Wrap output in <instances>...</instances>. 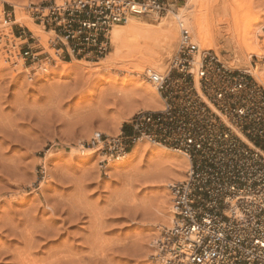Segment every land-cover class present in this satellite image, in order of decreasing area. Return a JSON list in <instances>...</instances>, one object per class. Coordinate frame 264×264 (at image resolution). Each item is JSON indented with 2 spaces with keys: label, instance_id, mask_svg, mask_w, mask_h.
I'll list each match as a JSON object with an SVG mask.
<instances>
[{
  "label": "rangeland",
  "instance_id": "374dc122",
  "mask_svg": "<svg viewBox=\"0 0 264 264\" xmlns=\"http://www.w3.org/2000/svg\"><path fill=\"white\" fill-rule=\"evenodd\" d=\"M38 1L0 0V264H20L21 260L25 264H156L152 256L155 240L172 220L160 223V217L166 216L157 213L169 175L152 170L165 162L152 155H133L123 164L110 165L112 158H104L97 149L89 156L80 152L92 148L87 141L94 132L116 135L124 131L133 112L126 114L124 107L116 104L119 97L107 91L131 85L136 73L123 67L148 58L109 60L113 51L110 42L106 54L96 60H60L47 48L52 32L33 26V35L53 60H45L44 55L34 61L24 59V40L17 38L23 28L15 25L12 33L9 25L2 29L1 21L14 7L22 25L31 24L20 6ZM215 1H204L213 8L210 15L222 34L219 38L214 35L220 48L212 50L232 68L252 70L255 56L264 54L248 53L237 39L246 29L258 46H264V0L236 1L247 12L240 33H234L238 38L228 35L227 29L240 7L234 6V1L230 7L231 0H217V5ZM186 2L181 0L175 11L159 17L137 18L155 26L156 31L175 32L170 51L157 50L164 56L162 71L177 46V16L197 40L192 20L182 11ZM198 6L195 2L189 9L192 14ZM219 19L229 22L222 24ZM162 20L164 25L156 27ZM226 37L233 47L225 45ZM146 64L143 76L147 79ZM77 70L88 71L85 82H78ZM169 204L170 212L171 201Z\"/></svg>",
  "mask_w": 264,
  "mask_h": 264
},
{
  "label": "built area",
  "instance_id": "2783aa9c",
  "mask_svg": "<svg viewBox=\"0 0 264 264\" xmlns=\"http://www.w3.org/2000/svg\"><path fill=\"white\" fill-rule=\"evenodd\" d=\"M180 2L41 0L20 10L52 32L47 48L58 59L96 60L110 46L113 25L159 17ZM15 20L12 7L1 24L23 28L17 36L24 40L22 57L53 60L39 38ZM177 20L179 37L167 68L145 71L160 107L135 110L124 131L94 132L87 145L115 158L143 141L188 160L184 178L167 186L173 219L155 240L156 264H264V77L254 74L264 56H255L252 70L232 68L214 50L201 48Z\"/></svg>",
  "mask_w": 264,
  "mask_h": 264
},
{
  "label": "bare ground",
  "instance_id": "6f19581e",
  "mask_svg": "<svg viewBox=\"0 0 264 264\" xmlns=\"http://www.w3.org/2000/svg\"><path fill=\"white\" fill-rule=\"evenodd\" d=\"M204 1L205 0H187L182 11H183V14L185 15L184 17H186L187 20L188 19L192 20L191 24L196 29V31H195L196 37H197L196 41H198L200 47L218 50L220 48V46H218L214 42V39H215L214 35H216L218 38L221 37L222 36L221 29L219 27H216L213 23L214 21L212 20V17H211L212 15H210L212 13L211 11L213 8L210 9L208 4L206 5ZM232 1H234V3H237V4H233V5L234 6L237 5L236 7H240V9L236 8V10L238 12L236 11L232 15V17H231L232 22H231V25L228 26L227 32H228V35L230 34L232 36V34H233L236 36V38H238L236 34L240 33L241 21L242 22L244 21L243 18L244 19L246 18L245 14H247V12L242 11L243 5L241 3L238 5V2H236L237 0H231V2L229 3L230 7L233 3ZM195 2H198L199 6H198L197 10H195V13L192 14V10H189V9H191V7L194 5ZM218 3L219 2L216 0L215 4L217 5ZM229 5H228V7H229ZM234 6H232V7H234ZM234 11H235V9H234ZM221 19H219L221 23L226 22V21H223ZM27 20H26V22H27ZM219 20H218V22L216 21L217 24L220 23ZM202 21L204 22L203 26H201ZM227 21L229 22V20H227ZM15 22L16 23L21 22V24H23L21 18L17 17V16H16ZM228 22H226V23H228ZM164 23L165 22L162 20L157 24L156 27L164 25ZM24 25L28 26L30 28V30H32V31L34 30L33 32L36 31L33 27L35 25H33L32 23L31 24L24 23ZM219 26H220V24H219ZM35 27H37V26H35ZM154 27H152V25H150L148 23L140 21L137 18H130L124 25H121V24L113 25L111 30L109 31L110 42H111V45L113 47V51L111 53V58H109V60H115V59L116 60H127V59H131L135 56H140V55L148 58V59L142 58L143 61L138 62L139 64H137L136 66L130 65V67H123V70H127V71L132 70L136 73L135 79L131 85H128L127 88H125L126 86L124 84V88L122 87V89L119 88V90L113 89L112 91H107V92H110V95H112V96L115 95L116 97L117 96L119 97L118 103H116V104L119 105V103H120L124 107V111L128 115H130L132 112H134L138 108L156 109V108L160 107V100H159L158 94L156 93L152 84L143 76V73H144L143 67H145L144 66L145 63H148V64H146V66L147 65H149V66H147L145 69H151V70L155 69V70H158L159 72H163L164 70L162 71L159 68L162 67V64L164 61V56L157 53V50L161 49V50H167L166 52H169L171 47H172V44L174 42L176 35H175V32L171 29H164L161 32V31H156L154 29ZM245 30L246 29H244V33L242 34L243 36L242 37L240 36L237 39V40H239V42H238L240 45L239 47L245 48L248 53L257 54L258 56L263 55L264 54V46H262V45L258 46V44L256 42V38L253 36L252 37L249 36L250 33H249V35H247V30H246V32H245ZM43 32H46V31H43ZM178 33H179V30H178ZM234 33H236V34H234ZM229 38H230V36H229ZM231 40H234V39H231ZM224 43H226L225 45L229 46V47L234 46L231 43L230 39L227 40V37H226V42H224ZM165 55H167V54H165ZM151 57H154V58L151 59ZM237 63H239V62H237ZM69 65H66L65 68L69 67ZM77 71H78V77H77L78 82H83L86 79L85 74L88 73V71L83 72L84 71L83 70L80 73H79L80 70H77ZM255 73L257 74V76L263 78L264 77V65H260V67H258L256 69ZM87 78H88V76H87ZM103 94H105V92ZM108 95L109 94H107V96ZM105 132L111 133L109 131H105ZM80 152L83 153V156L84 155L89 156L90 154L97 152V150L92 149V148H89V149H86V148L82 149L81 148ZM133 155H136V156L137 155H139V156L140 155H144V156L145 155H149V156L152 155V156L156 157L157 159L162 160V162H165V165H163V166L159 165L158 169L155 168L157 171L152 170L153 172H156L157 175L159 173H163V175H169V177L167 176L168 178H166L165 183H163V186H165L166 184L168 186L173 181H179V180L183 179L185 176V175H183V173L187 171L186 169L189 166V162L183 154L173 152L169 148H166V147L158 145V144H148V143L143 142V141L137 142L129 151L123 153L122 155H118L114 159L112 158V161H111L112 163L109 162V164L110 165L111 164H113V165L123 164L126 162L127 159H129ZM154 157H153V159H154ZM158 164H160V163H158ZM152 171L150 172V174L152 173ZM160 198L161 199H159L160 201L158 202L159 204L157 207V213H160V214L162 213L163 216H166L165 219L163 217H160V219H161L160 223L163 222V224L166 225V224H168L169 220L173 219V214L170 213L172 210H170V212H169L170 196L168 194V191L167 190L164 191L163 195H161ZM68 258L70 259L71 257H68ZM71 261L72 260H70V262ZM23 262L25 264V260H21L20 264H23Z\"/></svg>",
  "mask_w": 264,
  "mask_h": 264
}]
</instances>
